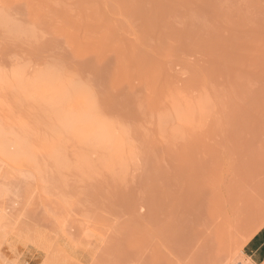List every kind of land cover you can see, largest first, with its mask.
<instances>
[{
  "label": "rangeland",
  "instance_id": "rangeland-1",
  "mask_svg": "<svg viewBox=\"0 0 264 264\" xmlns=\"http://www.w3.org/2000/svg\"><path fill=\"white\" fill-rule=\"evenodd\" d=\"M0 11L1 68L79 72L136 156L128 168L46 159L32 178H3L16 192L5 253L16 264H243L241 240L264 218V0H0ZM200 100L192 125L165 123ZM6 102L1 117L30 118Z\"/></svg>",
  "mask_w": 264,
  "mask_h": 264
},
{
  "label": "bare ground",
  "instance_id": "bare-ground-1",
  "mask_svg": "<svg viewBox=\"0 0 264 264\" xmlns=\"http://www.w3.org/2000/svg\"><path fill=\"white\" fill-rule=\"evenodd\" d=\"M0 22L7 24L5 15L1 11ZM30 68L20 64L9 69L0 66V104L7 99L6 104L13 102V105L20 104L31 115L29 119L9 118L10 120L0 115V145L3 146V152L0 154V264H16L14 249L11 248L7 253L3 249L11 233L2 229L3 223L9 220L5 212L6 204L16 192L3 178L6 179L7 176L32 178L40 173V162L46 159L54 161L65 169L89 166L92 161L128 168L136 157L132 143L129 141L128 130L114 119L103 113L97 114L92 109L83 91L86 85L84 82L74 80L54 67ZM201 100L197 102L198 105L196 102L195 105L194 102H191L192 104L188 102V104L184 103L186 104L184 107H180L181 104L174 106L172 113L165 114V123L172 125L170 126L174 129L172 131H180L181 127H188L193 121L194 114L206 110L204 105H207V101L206 104H201L199 103ZM10 104L5 105L4 108L9 107ZM10 113L9 116L12 117ZM31 118L33 119L30 120ZM70 148L79 151L73 166L67 154ZM263 228L264 218L242 238L240 254L243 264H252V261L243 254V247ZM13 230L14 232L17 230V223ZM64 233V229H61V235ZM89 236L87 234L86 238H90ZM25 241L31 242L30 239ZM72 241L76 244H74L76 248L78 243H81ZM63 251L65 250L62 249L61 253Z\"/></svg>",
  "mask_w": 264,
  "mask_h": 264
},
{
  "label": "crops",
  "instance_id": "crops-1",
  "mask_svg": "<svg viewBox=\"0 0 264 264\" xmlns=\"http://www.w3.org/2000/svg\"><path fill=\"white\" fill-rule=\"evenodd\" d=\"M243 254L252 264H264V228L245 244Z\"/></svg>",
  "mask_w": 264,
  "mask_h": 264
},
{
  "label": "snow or ice",
  "instance_id": "snow-or-ice-1",
  "mask_svg": "<svg viewBox=\"0 0 264 264\" xmlns=\"http://www.w3.org/2000/svg\"><path fill=\"white\" fill-rule=\"evenodd\" d=\"M69 76L74 80L80 79V74L77 71L69 72ZM83 91L92 109L97 114L102 115L100 96L98 95L97 90L90 81L86 85H84ZM2 152H3V146L0 145V154H2Z\"/></svg>",
  "mask_w": 264,
  "mask_h": 264
}]
</instances>
